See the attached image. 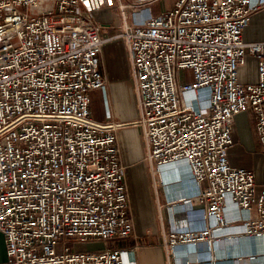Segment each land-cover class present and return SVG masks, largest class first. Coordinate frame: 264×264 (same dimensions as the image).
<instances>
[{
  "label": "built area",
  "instance_id": "1",
  "mask_svg": "<svg viewBox=\"0 0 264 264\" xmlns=\"http://www.w3.org/2000/svg\"><path fill=\"white\" fill-rule=\"evenodd\" d=\"M160 1L0 0V234L7 255L0 264H137L124 250L74 248L134 231L117 135L126 125L113 122L108 109L107 122L91 116V93L106 96L103 47L118 39L138 95L130 126L143 132L154 181L169 191L177 181L164 173L183 168L193 185L191 197L166 205L188 208L187 226L170 222L173 264H193L176 256L191 245H204L198 251L210 253L207 263L220 264L216 243L228 237L222 230L240 227L229 237L264 240V187L229 159L243 112L253 115L264 155V41L245 40L264 0H177L154 15ZM114 7L121 27L106 39L96 13ZM247 57L257 61V80L243 84ZM180 71L191 80L182 81Z\"/></svg>",
  "mask_w": 264,
  "mask_h": 264
},
{
  "label": "crops",
  "instance_id": "2",
  "mask_svg": "<svg viewBox=\"0 0 264 264\" xmlns=\"http://www.w3.org/2000/svg\"><path fill=\"white\" fill-rule=\"evenodd\" d=\"M95 20L101 24L103 28V36L106 39L116 35L121 27V24L119 23L117 25L116 21L113 19L96 18ZM245 40L247 42L264 41V13H260L253 18L251 25L245 32ZM100 66L102 72L107 78L106 96H104L102 91L95 90L91 93V99L93 100V96L97 92L102 94L104 98V114L94 115L91 103V116L95 121L101 123L107 122L109 119L107 117L106 109H108L113 122L126 125L118 130L117 135L122 154V163L126 168L127 184L134 217V231L132 236L128 239L111 241L106 244H89L86 246L88 247L87 250H102L105 247L110 249H120L126 252L130 261H135L137 264H173V262H175V258H172L166 249L167 235L172 231L170 222L173 219L178 225L187 226V214L184 211L187 206H179L176 209L177 212L175 211V216H173V218L171 209L167 208L166 205L171 197H178L180 195L174 194L171 189H169V191L162 189V196L158 197L157 204H155L158 213L156 212L154 219L156 222L158 219L159 222L158 225L156 223V226H154L151 221L148 224H144L141 221L140 214L137 218L135 217L133 209L131 188L128 181V178L130 179L132 177L130 169L132 168L133 170L136 168L135 165L139 161H142V158L145 161L148 147L142 130L140 128L130 126L136 121L139 115L138 95L127 47L123 40L118 39L105 43L100 56ZM256 80L257 78L255 81ZM123 140H125L130 147L132 146L131 149H142L141 151H143V149L146 148V155H144L143 151V155L141 157L138 156L136 162L133 160L127 162V158L123 151ZM233 140V146L229 150V159L231 164L234 167L251 170L256 176L258 189H262L264 187V155L261 153L255 132L254 119L251 112H243L236 116L233 125ZM146 168L148 173V167ZM192 186L193 185L190 183L189 187L191 188V191L194 192ZM185 192V190H178V194L181 195ZM160 198H162V203L159 202L161 201ZM159 205H163V209L159 208ZM168 213H171L170 217ZM193 216L195 215L193 214ZM227 217L229 220L233 218L231 213H227ZM226 234L228 237H226L225 240L229 239V235L232 233L230 232ZM235 237L238 239L245 236L237 235ZM245 238L249 242V253H247L244 257L241 256L240 258V256H238V258L236 257L233 259L223 254L218 257L221 260L220 264H261L262 258L254 263L248 260V256L252 253L262 255L261 242L256 239ZM239 246H242L241 243ZM182 257L185 256H177L179 261L178 263L181 262ZM6 259L5 239L4 236L0 234V263L5 262ZM192 262L193 264H208L207 261L197 263L193 259Z\"/></svg>",
  "mask_w": 264,
  "mask_h": 264
},
{
  "label": "rangeland",
  "instance_id": "3",
  "mask_svg": "<svg viewBox=\"0 0 264 264\" xmlns=\"http://www.w3.org/2000/svg\"><path fill=\"white\" fill-rule=\"evenodd\" d=\"M177 0H161L160 2L152 5V11L154 15H159L169 9H171ZM97 19H113L116 21V24L118 25L120 22V15L118 7H114L112 9H106L102 12L96 13ZM239 79L240 82L243 84L255 82V79L257 78V61L253 57H247L245 65H243L240 68L239 72ZM179 77L182 81L191 80V75L189 71H180ZM103 96L101 93L97 92L93 96L92 100V110L94 115H102L104 114L103 106ZM132 147V146H131ZM130 145L123 140V151L127 158V162L130 160H133L136 162V159L138 156H142V152L144 155H146V148L143 149H131ZM147 163V165H146ZM136 168L132 170L130 169V172L132 174V177L129 179V185L131 188V196L133 201V209L135 213V217L137 216L141 217V221L144 224H148L150 221L153 223L154 226L159 224L158 219L157 222L154 219L156 216L157 208V199L158 197H161V191L162 187L160 186V183L157 182V179L154 181V178L150 171V166L148 162H145L142 158V161H139L136 165ZM148 167V173L147 168ZM135 170V171H134ZM189 179V177H187ZM190 183V179L188 180ZM157 184V186H156ZM180 184V187H179ZM171 190L174 192V194H178V190H184V184L181 182H175L169 185ZM188 191H191V188L189 187L187 189ZM158 192V193H157ZM176 195V196H177ZM163 202L162 198H160ZM156 202V203H155ZM180 202V201H179ZM156 208V209H155ZM158 213V212H157ZM85 246H74L77 250H87L88 247Z\"/></svg>",
  "mask_w": 264,
  "mask_h": 264
},
{
  "label": "bare ground",
  "instance_id": "4",
  "mask_svg": "<svg viewBox=\"0 0 264 264\" xmlns=\"http://www.w3.org/2000/svg\"><path fill=\"white\" fill-rule=\"evenodd\" d=\"M180 167H182V166L180 165ZM163 176L165 177V180L177 181V182H181L182 184H184L183 188L186 191L184 193L185 196H192V194H194V192L187 190L189 188L191 182L189 183V181H188L189 179L187 178L188 175H187L185 169L181 168V170H178V169H174V168H169L166 170V172L164 173ZM179 187H180V184H179ZM170 194H172V193H170ZM182 196H183V194L178 196V197H171L170 200L171 199H177V201H179L182 198ZM187 205H188V207H190V203H188ZM178 206L182 207V206H185V204L184 203H182L180 205L178 204ZM176 209H177V207L171 208V213L173 216H175L174 212ZM194 215L198 216L199 214L196 213ZM192 216H193V214H192ZM242 231H243V229L239 227V228H230L227 230H222V231H219V233L220 234H222V233L226 234V233H230V232L237 233V232H242ZM260 242H261V248H263L262 252H264V240H261ZM240 243L242 246H239ZM248 244H249V242L246 240L245 237H241V238L237 239V237H235V236L230 237L229 239L225 240L224 242H217L216 243L217 257H219L223 254H225L226 256H228L231 259L236 258V257L238 258V256H240V258H241V256L244 257L245 255H247V253H249L248 252ZM198 248H200L202 250V249H205V246L204 245H199V246L191 245V246L181 247L177 250L176 254H177V256H187L188 259H190V260L193 259L196 262L197 261L205 262V261H208L211 259L210 253H208L206 251L205 252H199ZM261 260H262L261 264H264V256H262Z\"/></svg>",
  "mask_w": 264,
  "mask_h": 264
}]
</instances>
